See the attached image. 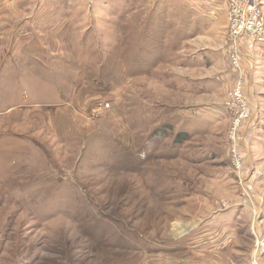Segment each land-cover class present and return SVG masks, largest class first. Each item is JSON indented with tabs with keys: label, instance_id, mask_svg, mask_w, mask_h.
Instances as JSON below:
<instances>
[{
	"label": "rangeland",
	"instance_id": "1",
	"mask_svg": "<svg viewBox=\"0 0 264 264\" xmlns=\"http://www.w3.org/2000/svg\"><path fill=\"white\" fill-rule=\"evenodd\" d=\"M233 2L0 0V264H264V0Z\"/></svg>",
	"mask_w": 264,
	"mask_h": 264
},
{
	"label": "built area",
	"instance_id": "2",
	"mask_svg": "<svg viewBox=\"0 0 264 264\" xmlns=\"http://www.w3.org/2000/svg\"><path fill=\"white\" fill-rule=\"evenodd\" d=\"M231 3L233 2V0H229ZM248 8H252V10H254V7L253 6H247V4L245 5V10H242L240 8H238L237 6V3L236 2H233L231 5H230V12L234 13L235 15L233 16H230V23H231V30H232V34L236 35L238 33H240V30L241 29H247V30H250L252 31L253 28H256L258 27L257 26V21H256V16L255 18L251 19V20H240V18H238V14H240V12H245V11H248ZM237 14V15H236ZM258 31L259 33L261 32L262 34H264L263 30L260 29V28H257L255 30V32ZM260 38V37H259ZM235 95H234V99L235 101L237 102V105L238 104H242V101H241V95L239 94L240 91L238 89H236V91L234 92ZM233 103V102H232ZM234 104V103H233ZM235 160H237V163H238V158H234V162ZM257 238V236H256ZM264 245V242L261 241L260 238H257V249L260 250L262 249L261 245ZM250 264H261L260 262L258 261H251Z\"/></svg>",
	"mask_w": 264,
	"mask_h": 264
},
{
	"label": "bare ground",
	"instance_id": "3",
	"mask_svg": "<svg viewBox=\"0 0 264 264\" xmlns=\"http://www.w3.org/2000/svg\"><path fill=\"white\" fill-rule=\"evenodd\" d=\"M195 223H179L173 226L172 232L175 235H178L182 232L187 231L189 228H191Z\"/></svg>",
	"mask_w": 264,
	"mask_h": 264
},
{
	"label": "crops",
	"instance_id": "4",
	"mask_svg": "<svg viewBox=\"0 0 264 264\" xmlns=\"http://www.w3.org/2000/svg\"><path fill=\"white\" fill-rule=\"evenodd\" d=\"M193 226H194V225H193ZM193 226H192V227H193ZM189 229H190V228H189ZM189 229H188V230H189Z\"/></svg>",
	"mask_w": 264,
	"mask_h": 264
}]
</instances>
